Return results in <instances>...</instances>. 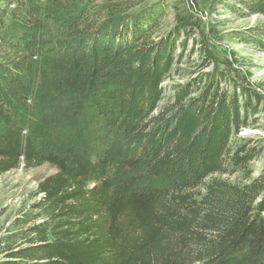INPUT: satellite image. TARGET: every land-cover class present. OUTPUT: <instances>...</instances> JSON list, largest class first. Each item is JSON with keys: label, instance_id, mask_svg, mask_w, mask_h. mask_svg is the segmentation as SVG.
I'll return each instance as SVG.
<instances>
[{"label": "trees", "instance_id": "obj_1", "mask_svg": "<svg viewBox=\"0 0 264 264\" xmlns=\"http://www.w3.org/2000/svg\"><path fill=\"white\" fill-rule=\"evenodd\" d=\"M97 1L5 0L0 8V175L22 163L59 170L39 184L36 208L46 219L31 230V246L0 264H264V199L256 210L236 204L228 218L190 195L213 174L253 160L229 146L246 122L238 96L212 83L155 115L179 34L149 44L139 23L97 25L89 19ZM242 1L264 16V0ZM44 22L58 32L42 30ZM9 24L21 26L20 36H3ZM39 65L63 74L56 94L34 93ZM36 101L42 113L66 106L89 116L101 146L129 142L127 174L109 189L92 187L71 160L44 154L28 134Z\"/></svg>", "mask_w": 264, "mask_h": 264}, {"label": "rangeland", "instance_id": "obj_2", "mask_svg": "<svg viewBox=\"0 0 264 264\" xmlns=\"http://www.w3.org/2000/svg\"><path fill=\"white\" fill-rule=\"evenodd\" d=\"M4 1L0 0V8L5 7ZM23 1L45 4V0ZM14 8L10 5L11 10ZM89 19L97 25L118 21L131 28L139 23L150 34L149 44L179 34L155 115L199 98L212 83L219 86L220 93L238 96L244 107L241 121L246 122L229 146L233 153L250 154L253 160L246 166H229L227 171L213 174L190 195L228 218L241 203L256 210L264 199V16L250 13L242 0H98ZM38 22L32 20L35 25ZM21 30L19 24H9L3 36L18 37ZM42 30L58 32L50 22H44ZM5 53L0 45V57ZM39 67L34 93L56 94L63 74L51 66ZM38 106L36 101L33 128L28 134L44 154L52 149L71 160L92 187L109 189L127 174V160L135 158L129 142L101 146L95 143L89 116L77 117L66 106L56 113H42ZM58 172L49 163L38 167L23 164L0 175V263L12 252L31 246L36 238L31 230L46 219L36 208L43 198L39 184ZM197 231L203 232L200 227Z\"/></svg>", "mask_w": 264, "mask_h": 264}, {"label": "built area", "instance_id": "obj_3", "mask_svg": "<svg viewBox=\"0 0 264 264\" xmlns=\"http://www.w3.org/2000/svg\"><path fill=\"white\" fill-rule=\"evenodd\" d=\"M29 102H30V101H29ZM24 133L26 134L27 132H26V131H24ZM23 164H24V163H22V164H21V166H22Z\"/></svg>", "mask_w": 264, "mask_h": 264}]
</instances>
